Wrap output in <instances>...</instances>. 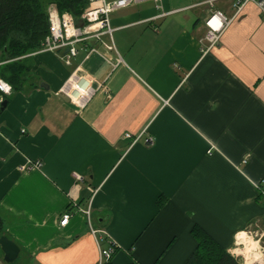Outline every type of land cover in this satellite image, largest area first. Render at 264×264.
I'll return each instance as SVG.
<instances>
[{"label":"crops","instance_id":"crops-1","mask_svg":"<svg viewBox=\"0 0 264 264\" xmlns=\"http://www.w3.org/2000/svg\"><path fill=\"white\" fill-rule=\"evenodd\" d=\"M209 2L114 10L111 36L76 43L69 64L67 47L26 55L31 76L0 114V216L27 264H100L111 245L101 264H184L194 225L234 257L235 244L253 250L244 232L264 226V15L253 2L236 13L233 0ZM212 9L232 20L203 52ZM71 74L94 89L83 108L60 92Z\"/></svg>","mask_w":264,"mask_h":264},{"label":"built area","instance_id":"built-area-1","mask_svg":"<svg viewBox=\"0 0 264 264\" xmlns=\"http://www.w3.org/2000/svg\"><path fill=\"white\" fill-rule=\"evenodd\" d=\"M143 0H88V5L81 15L82 24H77L73 15L68 12H58L55 8H48V33L41 43V47L38 51H55L62 47H67V51L62 55L64 63L69 64L70 59L77 53L75 44L83 41L86 38L99 39L102 35L111 36L113 28L110 23V14L114 10L137 4ZM253 2L264 15V0H233L232 8L234 12H238L246 3ZM212 3V0L209 2ZM234 13V14H235ZM231 17H227L220 10H210L205 20L206 33L200 39L202 43V51L207 52L210 48L216 45L220 36L228 26ZM108 49H113V45L109 44ZM119 60V58H117ZM60 92L68 97V99L76 105L78 108H83L89 98L94 93V89L91 85V81L75 74L66 80V82L60 88ZM11 93V86L0 78V102L3 99V95ZM126 137H130L126 134ZM150 142V138L146 140V143ZM41 163L39 161L32 162L29 167H38ZM21 166L20 169H24ZM73 177L76 181H82V176L76 172L73 173ZM256 191L258 198L264 202V177L256 185ZM86 215L89 217V209L86 211ZM70 217L69 212H64L61 215L60 225H65ZM92 233L97 230L91 228ZM248 235L256 244V252H249L252 262L250 264H264V226H257L254 231ZM242 247L235 244V249L240 250ZM115 246L111 245L107 249H101L99 252L100 264L103 260H109L111 255L115 251ZM234 249V250H235ZM235 257L242 261L241 264H247L248 257L240 254H236ZM240 261V262H241Z\"/></svg>","mask_w":264,"mask_h":264},{"label":"trees","instance_id":"trees-1","mask_svg":"<svg viewBox=\"0 0 264 264\" xmlns=\"http://www.w3.org/2000/svg\"><path fill=\"white\" fill-rule=\"evenodd\" d=\"M51 3L60 12H70L77 24L83 23L81 15L88 0H0V61L3 62L0 78L11 86L12 93L23 91L31 76V61L26 55L38 51L48 33L47 7ZM2 97L9 100L8 95ZM165 201L164 196H159L158 206ZM191 231L196 247L184 264H241L199 225H194ZM2 234L0 216V236Z\"/></svg>","mask_w":264,"mask_h":264},{"label":"water","instance_id":"water-1","mask_svg":"<svg viewBox=\"0 0 264 264\" xmlns=\"http://www.w3.org/2000/svg\"><path fill=\"white\" fill-rule=\"evenodd\" d=\"M6 105L7 100H2L0 103V110L3 111ZM0 251L2 252L5 263H13L18 258L20 249L12 239L2 234L0 236Z\"/></svg>","mask_w":264,"mask_h":264},{"label":"rangeland","instance_id":"rangeland-1","mask_svg":"<svg viewBox=\"0 0 264 264\" xmlns=\"http://www.w3.org/2000/svg\"><path fill=\"white\" fill-rule=\"evenodd\" d=\"M255 230V228H253V229H248V230H246V232L247 233H249L250 231H254ZM251 241L254 243V245H251V247L253 246H255L256 247V242L255 241H253L252 239H251ZM238 250H234V253H235V255L236 254H239V252H237ZM249 252L250 251H247L246 250V255L245 256H248V257H250V254H249ZM237 258V257H236ZM240 261H241V259H240ZM2 262V264H27V261L24 259V258H22L21 256L20 257H18L13 263H5V262H3V260L1 261ZM240 263H242V261L240 262Z\"/></svg>","mask_w":264,"mask_h":264},{"label":"bare ground","instance_id":"bare-ground-1","mask_svg":"<svg viewBox=\"0 0 264 264\" xmlns=\"http://www.w3.org/2000/svg\"><path fill=\"white\" fill-rule=\"evenodd\" d=\"M239 234H240V233H239ZM246 235H247V234H246ZM241 236H242V235H241ZM247 236H248V235H247ZM243 237H244V236H243ZM245 237H246V236H245ZM249 238H250V237H249ZM250 239H251V238H250ZM256 250H257L256 247H254L253 250H250V252H255V253H257ZM237 252H239V254H240V255H243V256H245V255L247 254L246 251H243V250H241V251H237ZM249 254H250V253H249ZM251 254H252V253H251ZM245 257H248V256H245ZM247 261H249V263H247V264H250V262H252L251 257H248V258H247Z\"/></svg>","mask_w":264,"mask_h":264}]
</instances>
